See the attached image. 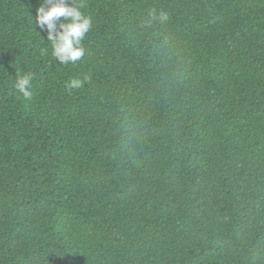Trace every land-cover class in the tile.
<instances>
[{"label": "trees", "instance_id": "1", "mask_svg": "<svg viewBox=\"0 0 264 264\" xmlns=\"http://www.w3.org/2000/svg\"><path fill=\"white\" fill-rule=\"evenodd\" d=\"M0 264H264V0H0Z\"/></svg>", "mask_w": 264, "mask_h": 264}]
</instances>
